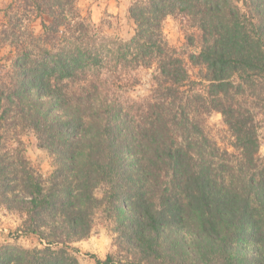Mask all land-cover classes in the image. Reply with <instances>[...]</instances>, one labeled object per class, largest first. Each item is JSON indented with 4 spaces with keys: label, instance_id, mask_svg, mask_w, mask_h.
Wrapping results in <instances>:
<instances>
[{
    "label": "trees",
    "instance_id": "16d2710c",
    "mask_svg": "<svg viewBox=\"0 0 264 264\" xmlns=\"http://www.w3.org/2000/svg\"><path fill=\"white\" fill-rule=\"evenodd\" d=\"M10 11L15 24L2 32L15 56L0 80V149L6 126L30 129L52 170L44 180L20 151L0 153V204L23 215L20 235L42 245L0 247V264H79L71 245L90 237L99 212L117 254L94 264H264L255 114L264 109V0L136 1L125 41L97 32L76 0H13ZM174 14L200 34L189 56L205 70L198 80L163 38L162 22ZM29 16L53 43L36 58L25 46ZM151 67L148 96H110L109 85L128 91L130 72ZM213 112L232 151L206 131Z\"/></svg>",
    "mask_w": 264,
    "mask_h": 264
},
{
    "label": "rangeland",
    "instance_id": "374dc122",
    "mask_svg": "<svg viewBox=\"0 0 264 264\" xmlns=\"http://www.w3.org/2000/svg\"><path fill=\"white\" fill-rule=\"evenodd\" d=\"M12 1L0 0V33L10 24L11 26L15 24L16 14L11 13V11L6 13V8ZM136 1L140 0H76V7L82 16L90 18L97 32L103 34L106 38H118L125 41L133 34L134 26L132 20L128 17V8ZM23 22L24 31L33 34V37L26 39L25 46H28L34 52L33 56L36 58L39 47L43 45L51 46L53 43L50 39L44 41L42 38V30L38 19L29 16ZM18 29L19 24L17 23L15 32H18ZM162 33L168 46L176 49L183 57L191 79L198 80L202 78L205 75L204 68L194 65L189 60V56L199 50L198 37L200 35L191 21L178 14L169 15L162 22ZM3 36L2 32L0 34V80L10 73L15 56L13 47ZM40 37L42 41H40ZM21 41H25V39L21 38L18 42ZM154 71L155 68L151 67L140 68L134 73L130 72L128 77L132 78V89L118 91L116 88L112 89L109 85L107 89L110 90V96L118 97L119 100H127L129 103L130 100L137 101L139 98L148 96L153 87ZM101 79L106 80L108 83L112 82V77L108 74ZM260 103V106H262L264 101ZM255 114L259 123L260 155L264 157V109L258 107L255 109ZM206 131L221 148L232 151L230 148L231 135L219 113L213 112L207 117ZM2 134L6 140L4 147L0 149V153L13 154L15 151H20L29 164L37 169L43 179L46 180L52 170V159L45 149L39 147L34 133L24 127L9 125L5 127ZM95 196L101 200V189L96 190ZM23 220V215L9 212L0 204V247H8L11 252H17L16 249L18 248L31 250L42 247L34 236L19 234L18 228ZM110 230H112V227L108 220L100 212L97 213L90 237L72 243L71 248L74 250L69 253L76 258L79 264H94L93 258L104 260L109 253L117 254L116 248L113 246L115 235Z\"/></svg>",
    "mask_w": 264,
    "mask_h": 264
}]
</instances>
